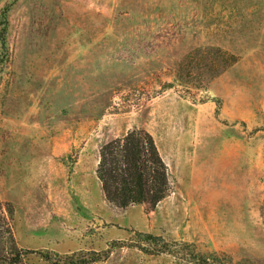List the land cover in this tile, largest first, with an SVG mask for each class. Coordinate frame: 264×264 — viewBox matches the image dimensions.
Listing matches in <instances>:
<instances>
[{
  "label": "rangeland",
  "instance_id": "rangeland-1",
  "mask_svg": "<svg viewBox=\"0 0 264 264\" xmlns=\"http://www.w3.org/2000/svg\"><path fill=\"white\" fill-rule=\"evenodd\" d=\"M134 130L171 192L120 209ZM0 204L8 264H264V0H0Z\"/></svg>",
  "mask_w": 264,
  "mask_h": 264
},
{
  "label": "trees",
  "instance_id": "trees-1",
  "mask_svg": "<svg viewBox=\"0 0 264 264\" xmlns=\"http://www.w3.org/2000/svg\"><path fill=\"white\" fill-rule=\"evenodd\" d=\"M96 174L105 200L120 209L141 204L155 207L171 192L169 167L153 136L144 130L131 131L103 144ZM145 237L153 240L152 244L158 241L151 234ZM23 252L29 251L17 247L0 204V264L22 263ZM195 261L210 264L206 260Z\"/></svg>",
  "mask_w": 264,
  "mask_h": 264
},
{
  "label": "crops",
  "instance_id": "crops-1",
  "mask_svg": "<svg viewBox=\"0 0 264 264\" xmlns=\"http://www.w3.org/2000/svg\"><path fill=\"white\" fill-rule=\"evenodd\" d=\"M244 183L247 185L248 181L246 180ZM100 185H101V184H100ZM101 188H102V187H101ZM102 192H103V191H102ZM103 196H104V194H103Z\"/></svg>",
  "mask_w": 264,
  "mask_h": 264
}]
</instances>
